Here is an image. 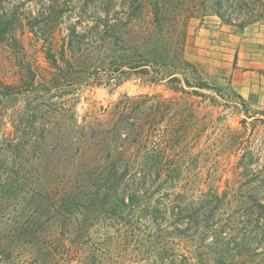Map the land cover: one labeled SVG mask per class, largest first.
<instances>
[{"label": "rangeland", "instance_id": "rangeland-1", "mask_svg": "<svg viewBox=\"0 0 264 264\" xmlns=\"http://www.w3.org/2000/svg\"><path fill=\"white\" fill-rule=\"evenodd\" d=\"M174 1L170 11L181 15L185 60L195 65L208 84L239 94L250 114L260 112L256 122L249 119L250 124L243 125V109L221 101L220 110L227 114L229 125L259 130L254 142L263 148L264 22L238 29L209 11ZM131 2L133 8L128 9ZM150 2L0 0L1 19L13 20L9 27L12 40L0 43V240L12 249L15 264H47L49 256L60 264H264L260 249L244 258L209 254L196 240L167 235L168 223L160 228L148 226L144 236L137 237L123 235L91 217L84 220L82 212L64 226L61 219L48 224L44 221L47 216L39 211L33 215L36 209L29 203V195L55 187L69 163L77 162L83 148L79 138L83 120L105 119L102 109L120 100L169 95L164 83H150L141 68L124 67L152 54L144 45L131 43L136 38L141 41L140 33L133 34L134 26L127 25V17L135 20V31L149 25ZM106 14L117 18L115 26L98 24ZM110 34L116 38L106 37ZM70 40L74 53L67 48ZM149 49L160 58L165 54L164 48ZM62 50L65 61H60ZM51 54L58 67H52ZM25 66L36 78L29 93H24L19 81ZM120 66L123 68L114 73ZM4 86H15L17 94L3 97ZM220 163L221 169H230L235 158ZM225 178L222 176L223 184ZM34 222L42 236L41 246L32 237L20 235V226ZM83 226L89 228L80 234ZM63 238H68L65 245Z\"/></svg>", "mask_w": 264, "mask_h": 264}, {"label": "trees", "instance_id": "trees-1", "mask_svg": "<svg viewBox=\"0 0 264 264\" xmlns=\"http://www.w3.org/2000/svg\"><path fill=\"white\" fill-rule=\"evenodd\" d=\"M173 2L151 0L152 16L142 32L135 31V20L127 17V25L134 26L133 34L140 33L141 41L136 38L131 43L144 45L152 54L141 56L143 62L124 66L141 68L150 83H164L169 95L120 100L102 109L105 119L83 120L79 133L83 148L77 162L69 163L55 187L29 195V203L35 204L33 215L39 211L47 216L44 221L48 224L61 219L64 226L82 212L84 220L91 217L123 235L137 237H143L148 226L160 228L168 223L167 235L196 240L209 254L222 259L258 252L264 256V147L254 142L259 130L229 125L227 114L220 110L221 101L243 109V125L250 124L249 119L256 122L260 112L250 114L239 94L208 84L195 65L185 60L186 35L180 28L181 15L170 11ZM179 2L209 11L238 29L264 22V0ZM133 3L127 8L132 9ZM117 21L106 14L98 24L109 28ZM12 23L11 18L4 22L0 17V43L12 40ZM106 37L116 38L114 34ZM74 38L79 40L77 35ZM67 46L74 53L71 40ZM150 46L164 48L165 54L155 56ZM50 57L52 67H58L55 56ZM60 61H65V50ZM23 70L19 81L24 93H29L35 74L27 66ZM14 87L4 86L3 97L16 95ZM228 157H234L235 164L221 169L220 161ZM222 176L226 177L224 184ZM36 223L20 226V235L32 237L41 246ZM63 239L65 245L68 238ZM12 255L10 246L0 240V264H15ZM47 264L60 262L49 256Z\"/></svg>", "mask_w": 264, "mask_h": 264}]
</instances>
